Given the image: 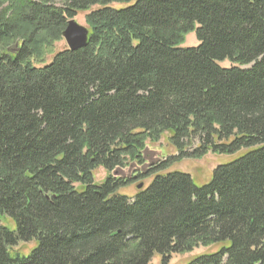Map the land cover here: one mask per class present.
Returning a JSON list of instances; mask_svg holds the SVG:
<instances>
[{
	"label": "trees",
	"instance_id": "1",
	"mask_svg": "<svg viewBox=\"0 0 264 264\" xmlns=\"http://www.w3.org/2000/svg\"><path fill=\"white\" fill-rule=\"evenodd\" d=\"M79 13L86 46L53 52ZM164 135L179 155L131 198L95 184ZM208 152L228 161L206 184L167 171ZM199 246L217 249L186 264H264V0H0V264H168Z\"/></svg>",
	"mask_w": 264,
	"mask_h": 264
},
{
	"label": "rangeland",
	"instance_id": "2",
	"mask_svg": "<svg viewBox=\"0 0 264 264\" xmlns=\"http://www.w3.org/2000/svg\"><path fill=\"white\" fill-rule=\"evenodd\" d=\"M85 13H79L74 19L78 23V25L86 26V21L84 20L85 18ZM198 42L196 39V36L194 33H190L186 36L185 43L182 46L183 48L186 47H192V46H197ZM53 52L61 51L64 50L67 47L66 41L62 37V41L55 43L53 46ZM51 57V56H50ZM50 57H47L46 60H50ZM223 67H229L230 64L228 62L221 64ZM166 135H164L159 142H150L147 141L146 145L144 146V149L141 150V152L144 153V156L141 155V162L138 161H133L129 159L128 157H125L124 164L121 167V170L123 171L121 174V178L118 180H121L122 182L127 183L130 181V179H133V182H130L128 185H124L118 189V193L122 194L124 196H127L128 198H131L135 192L138 190V185H143V187H146L150 181L151 178L149 176H146L145 178H137V175L139 177H142L148 172L149 169L147 164L149 163H156L155 165L160 164V162L167 161L169 159H174L176 156H178V152L172 148L168 143L165 138ZM198 142L194 141L191 143L189 146L186 147L185 153L186 155H190L191 151L194 150V148L197 146ZM148 148H147V147ZM146 147V148H145ZM140 152V153H141ZM224 156H217L212 153H207L204 157L201 159H194L191 157H184L181 161H175L174 164L169 167L167 170L168 172H173L175 170L184 172L189 174L193 180L194 183L197 185H203L206 184V182L209 180L211 177V172L215 169V166L225 163L228 160H224ZM130 170L128 168L130 167ZM154 165V166H155ZM146 170V172H145ZM94 172V182L96 185H100L107 177L113 178V174L108 173L103 167H100L96 169ZM145 172V173H144ZM3 224L8 227V228H14V222L10 219H5ZM35 242L32 243H26L22 244L20 243L15 250H19L24 256H27L31 249L34 247ZM217 247H210V248H204L202 246H199L195 249H193L192 252L190 253H184V254H173L170 256L169 263L168 264H186L188 263L191 259H193L194 256L202 255V254H208V252L215 251ZM160 258L158 256H154L151 259L150 264H160Z\"/></svg>",
	"mask_w": 264,
	"mask_h": 264
},
{
	"label": "water",
	"instance_id": "3",
	"mask_svg": "<svg viewBox=\"0 0 264 264\" xmlns=\"http://www.w3.org/2000/svg\"><path fill=\"white\" fill-rule=\"evenodd\" d=\"M87 35H88V29L86 27L78 25V23L74 20H69L67 23V26L65 27V30L61 34V37H63V39L66 41L68 50L76 51V50H80V48H83L86 46L87 41H88ZM140 154H142L144 156L143 152H141ZM155 164L156 163H149V164H147V166L149 168L151 166H154ZM130 168H131V165L128 168V170H130ZM122 172L123 171L121 170L120 166L115 167V169L112 170L113 179L121 178ZM145 172H146V170H145ZM142 187H143V185H138V189H141Z\"/></svg>",
	"mask_w": 264,
	"mask_h": 264
},
{
	"label": "flooded vegetation",
	"instance_id": "4",
	"mask_svg": "<svg viewBox=\"0 0 264 264\" xmlns=\"http://www.w3.org/2000/svg\"><path fill=\"white\" fill-rule=\"evenodd\" d=\"M137 178L140 179V177L137 175ZM133 179H130V181H128L127 183L133 182ZM134 183V182H133ZM139 191V190H138Z\"/></svg>",
	"mask_w": 264,
	"mask_h": 264
},
{
	"label": "crops",
	"instance_id": "5",
	"mask_svg": "<svg viewBox=\"0 0 264 264\" xmlns=\"http://www.w3.org/2000/svg\"><path fill=\"white\" fill-rule=\"evenodd\" d=\"M192 47H195V46H192Z\"/></svg>",
	"mask_w": 264,
	"mask_h": 264
}]
</instances>
